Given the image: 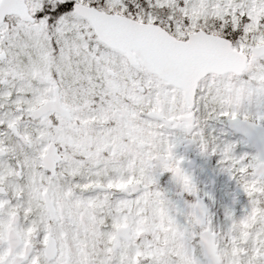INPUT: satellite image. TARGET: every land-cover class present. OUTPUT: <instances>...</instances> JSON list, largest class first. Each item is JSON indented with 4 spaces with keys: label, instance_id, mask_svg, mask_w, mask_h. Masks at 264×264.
Masks as SVG:
<instances>
[{
    "label": "snow or ice",
    "instance_id": "obj_1",
    "mask_svg": "<svg viewBox=\"0 0 264 264\" xmlns=\"http://www.w3.org/2000/svg\"><path fill=\"white\" fill-rule=\"evenodd\" d=\"M0 264H264V0H0Z\"/></svg>",
    "mask_w": 264,
    "mask_h": 264
},
{
    "label": "flooded vegetation",
    "instance_id": "obj_2",
    "mask_svg": "<svg viewBox=\"0 0 264 264\" xmlns=\"http://www.w3.org/2000/svg\"><path fill=\"white\" fill-rule=\"evenodd\" d=\"M239 199V204L236 207V211H237V215L240 214V210L246 205L247 203V199L244 197H238ZM220 219L222 220V216L220 217Z\"/></svg>",
    "mask_w": 264,
    "mask_h": 264
},
{
    "label": "rangeland",
    "instance_id": "obj_3",
    "mask_svg": "<svg viewBox=\"0 0 264 264\" xmlns=\"http://www.w3.org/2000/svg\"><path fill=\"white\" fill-rule=\"evenodd\" d=\"M239 197H244V198H246L242 193L239 195Z\"/></svg>",
    "mask_w": 264,
    "mask_h": 264
}]
</instances>
